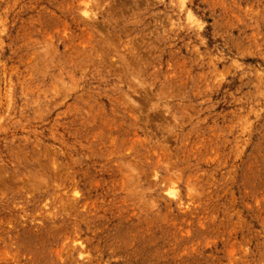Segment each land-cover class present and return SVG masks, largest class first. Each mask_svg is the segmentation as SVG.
<instances>
[{"label":"rangeland","instance_id":"rangeland-1","mask_svg":"<svg viewBox=\"0 0 264 264\" xmlns=\"http://www.w3.org/2000/svg\"><path fill=\"white\" fill-rule=\"evenodd\" d=\"M0 264H264V0H0Z\"/></svg>","mask_w":264,"mask_h":264}]
</instances>
